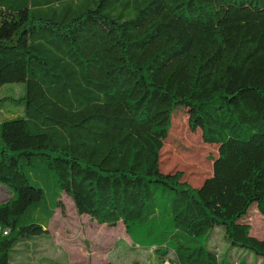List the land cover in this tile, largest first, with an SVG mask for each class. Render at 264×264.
Here are the masks:
<instances>
[{
  "label": "trees",
  "instance_id": "trees-1",
  "mask_svg": "<svg viewBox=\"0 0 264 264\" xmlns=\"http://www.w3.org/2000/svg\"><path fill=\"white\" fill-rule=\"evenodd\" d=\"M6 83L22 109L0 120V264L46 234L62 193L161 264H230L234 247L264 261L241 221L251 205L264 218V0H0ZM181 106L216 146L197 187L159 169ZM215 226L221 258L196 243Z\"/></svg>",
  "mask_w": 264,
  "mask_h": 264
},
{
  "label": "rangeland",
  "instance_id": "rangeland-1",
  "mask_svg": "<svg viewBox=\"0 0 264 264\" xmlns=\"http://www.w3.org/2000/svg\"><path fill=\"white\" fill-rule=\"evenodd\" d=\"M22 84L6 83L0 86V120L21 112L17 102ZM216 156V146L201 141L192 111L181 106L173 110L167 138L159 153L161 172L181 171V180L197 187L211 173V161ZM9 193L0 187V202H4ZM62 207L56 208L48 222L46 234L28 241V246L20 247L21 255L12 259L14 264H161L154 255V245L149 238L125 231L119 221L114 226L98 224L87 215L76 214L70 198L61 194ZM249 226V234L264 240V218L251 205L241 219ZM209 241L211 250L221 258L229 252L230 246L223 237L222 228L215 226L198 242ZM207 245V243L205 244ZM244 254H251L245 258ZM230 264H264L247 250L232 248ZM229 254V256H231ZM15 256V255H14ZM13 264V263H12ZM162 264H171L168 261Z\"/></svg>",
  "mask_w": 264,
  "mask_h": 264
},
{
  "label": "crops",
  "instance_id": "crops-1",
  "mask_svg": "<svg viewBox=\"0 0 264 264\" xmlns=\"http://www.w3.org/2000/svg\"><path fill=\"white\" fill-rule=\"evenodd\" d=\"M23 245H19V246H16L15 248H14V251H13V253H12V258L14 257V259L16 258V256H18V255H21L22 254V252H20V250H18V248H20V247H22ZM23 247H25V246H23ZM26 248V247H25ZM15 255V256H14ZM158 261V260H157ZM228 261V260H227ZM159 262V261H158ZM14 264V261L13 262H10V264Z\"/></svg>",
  "mask_w": 264,
  "mask_h": 264
},
{
  "label": "built area",
  "instance_id": "built-area-1",
  "mask_svg": "<svg viewBox=\"0 0 264 264\" xmlns=\"http://www.w3.org/2000/svg\"><path fill=\"white\" fill-rule=\"evenodd\" d=\"M0 233H1L2 235H6L7 230H6V229H0Z\"/></svg>",
  "mask_w": 264,
  "mask_h": 264
},
{
  "label": "water",
  "instance_id": "water-1",
  "mask_svg": "<svg viewBox=\"0 0 264 264\" xmlns=\"http://www.w3.org/2000/svg\"><path fill=\"white\" fill-rule=\"evenodd\" d=\"M0 187L4 188L3 186H0ZM6 191H7V190H6Z\"/></svg>",
  "mask_w": 264,
  "mask_h": 264
}]
</instances>
